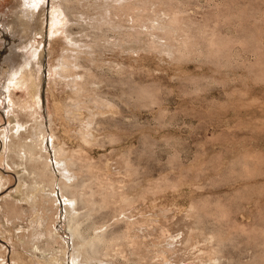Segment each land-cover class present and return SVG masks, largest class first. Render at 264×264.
Wrapping results in <instances>:
<instances>
[{"label":"rangeland","instance_id":"374dc122","mask_svg":"<svg viewBox=\"0 0 264 264\" xmlns=\"http://www.w3.org/2000/svg\"><path fill=\"white\" fill-rule=\"evenodd\" d=\"M125 1L46 0L22 31L18 0H0V264H65L85 245L43 188L15 201L8 140L32 118L6 83L25 55L43 67L50 158L61 146L74 162L61 194L80 195L84 239H110L88 264H264V0Z\"/></svg>","mask_w":264,"mask_h":264},{"label":"bare ground","instance_id":"6f19581e","mask_svg":"<svg viewBox=\"0 0 264 264\" xmlns=\"http://www.w3.org/2000/svg\"><path fill=\"white\" fill-rule=\"evenodd\" d=\"M72 1L71 0H56V3H59V5L60 4L63 5L65 3H67V2L70 4V3H72ZM117 1L120 4H122V6L126 2L125 0H117ZM45 3H46V0H18V5L20 6V12H21V15H19V21H20V25H21L22 31H25L27 29L29 23H32L34 20L37 21V22L39 21V23H40V21L41 22L43 21L42 16H43ZM68 3H67V6L63 5L64 7L66 6L65 8L62 6L63 9H66L65 11H68V9H67V7L69 5ZM51 4H52V2H51ZM117 6L113 7V9L114 8L116 9ZM74 9L75 8H74V4H73L72 11ZM103 9L105 11V12L103 11L105 13V16H104V18H105L106 16L107 17L112 16L113 12L114 11L116 12V10H118L119 8L116 9V10L114 9V11H112V10L109 9V6H107V9L104 8V7H103ZM61 11L63 13L65 12L64 10H61ZM123 11H124V9H123ZM49 12H50V10H49ZM56 13H58V12H56ZM111 13H112V15H111ZM117 13L118 12H116V14ZM64 14L66 15L68 13L65 12ZM48 15H49V13L46 12V18L48 17ZM54 15H55V13H54ZM50 16L51 15H49V17ZM115 16H117V15H115ZM118 16H117V18H118ZM68 17H66V18L70 19ZM52 18H53V16H52ZM105 19H107V18H105ZM33 24L36 25L34 22H33ZM159 24H160V22H159ZM38 26H39V24H38ZM35 27H37V26H35ZM58 27H60V26H58ZM56 28H57V26H56ZM170 28H169V30H170ZM141 32H143V31L141 30ZM67 33H68V31H67ZM135 36H137V35H135ZM69 40L73 41V38H71ZM72 41H69V42H72ZM73 44H75V43H73ZM69 45H71V44L69 43ZM72 46H76V44L72 45ZM78 46H79V43H78V45L76 47H78ZM79 48H80V46H79ZM27 51L28 50H26V53H27ZM73 52H75V51H73ZM25 58H26V61L22 65H20L19 67L15 68L13 70L11 76L9 77V80H8L9 82L6 83L7 84V91L10 92V93L14 90V88L16 86H21V87L26 89V91H27V93H26L27 94L26 95L27 98L25 97L26 99H24V100H22V99L21 100L20 99L12 100V98L11 99L9 98L10 100L8 101V104L10 106H12V105L15 106L14 108H15L16 113H19V112L27 113L32 118L31 119V123L29 122L30 123L29 128H27L26 126L23 127V131L22 132L25 134V136H18V138L15 136L14 138H17V139H15L16 142H14V143H12V141H11L12 136H11V138L9 137V140H8V142H9V146H8L9 153H13L17 158H19L18 162H17V160L13 161L14 158H11L12 160L10 159V161L8 162V165H9L10 168H12L14 171H16V173L21 172V174H19L18 177H17L18 178V184L14 188V192H15L14 196H16L15 201L16 202H20V201L22 202V200H24V198L26 199L25 194H27V195L29 194V195L33 196L34 198H37L38 195H35V194L38 193V192L36 190L37 189L39 190V189L43 188L42 189L43 191H41V193H40L41 197L42 198H46V197L51 198L52 200L50 199V202H52L54 204V206H55V203H57V204H59V208L60 209H64V212H65L66 218H67V220L65 222V225H66V229L68 230L69 236L70 237H74V238L76 237V239L79 238L80 241H81V243H79V244H82V243H83V245L85 244L84 247H83L84 248L83 251H85V252H83L81 250V246L82 245H80V247L77 245L78 247H76L74 249V251H73V253H72L71 257H70V260H67V262L65 264H88L89 261L91 262L93 259H95L94 258V254L96 252L93 253V251H97L96 250V246H99L100 243L103 244V242H105L104 244H106L107 243L106 241H108V240H106V238H105V235H104L105 232H99V233L97 232L96 234L94 233L95 235L91 236L90 238L87 235L86 237H88V239L87 238L84 239L85 235H84V237H82L80 235V233H82V232H80L81 229L79 228L80 227L79 226L80 225V222H79L80 218L79 217H81V214L78 212L77 208L79 206V203L77 204V199L75 198L77 196L80 197V195L78 193L76 195V192L73 195H64V194H67V193L61 194L62 193L61 192L62 189L63 190H67V189H70V188H74V187H72L73 185L71 183V180H72L71 177H70L71 175L69 176L70 170H72V169H70L71 168L70 166L74 162H73V160L71 158H68V157L65 156L64 151H63L61 146H60V148H54V155H55L54 157H55V159H53V160H55V161H53L50 158L49 152L47 151V140L49 138L46 135L45 129H43L42 122H40L38 120V118L36 117V115H35V112H36L35 104H36L37 100H40V81H39V78H40V73H42V71H43V67L41 65V61L38 59V66L40 68V73H39V72H37L34 69V63H32L31 60L28 61V59H27L28 57H26V55H25ZM59 60H61V59H59ZM65 61L67 62L66 59H63L62 61H60L56 65L57 66V71L56 70L55 71H56L57 75H60L61 73L62 74L65 73L66 74L69 70H71V69L68 70V67H67V63L68 62L66 63ZM72 66H74L73 63H72ZM73 70H74V67H73ZM70 77H72V76H70ZM79 78H76L77 79L76 82H78ZM82 81L80 80V84H81ZM10 118L12 119L13 115L10 114ZM16 129H17V123L11 126L10 132L12 134H14V135H18L20 132L18 133ZM23 133H21V134H23ZM21 134H19V135H21ZM0 136H1V138L3 139V141L5 143L6 142V136H5L4 130L0 131ZM12 140H14V139L12 138ZM57 172L61 176L59 179L56 178V173ZM24 173H27V175H28L27 179L32 177L31 179L33 180V182L30 179L31 180V181L29 180L30 183H26L27 181L24 180L26 177L23 179ZM2 178L3 177L0 174V180H2ZM46 179H47V181H46ZM4 181H5V184H6L7 180H4ZM44 181H46V183L48 182V186H49V190L48 191H45L46 187H48V186H46L45 188L43 187V186H45L44 184H46V183L40 184V183H42ZM37 183H38V185H37ZM62 196H64V198H61ZM38 198H40V197L38 196ZM32 202H34V200H32ZM35 202H36V200H35ZM76 204L78 205L77 207H76ZM9 205L13 206L12 204H9ZM87 205H89V204H87ZM8 206H6V207L8 208ZM67 206H68V208H67ZM14 207H15V202H14V206L11 207V208H14ZM11 210H13V209H11ZM82 216H84V215H82ZM58 217H59V219H61V216H57V218ZM81 219H82V217H81ZM95 227H96V225H95ZM93 228H94V226H93ZM95 230H96V228H95ZM115 235H117V234H115ZM111 239L113 240V238H111ZM117 239H118V236H117ZM109 241H110V239H109ZM109 241H108V243H109ZM86 245H87V247H85ZM113 245H114V243L112 244V246ZM37 247L38 246H35L34 250L38 251ZM85 248H86V250H85ZM38 258L41 259L40 256ZM66 258H68V257H66Z\"/></svg>","mask_w":264,"mask_h":264}]
</instances>
